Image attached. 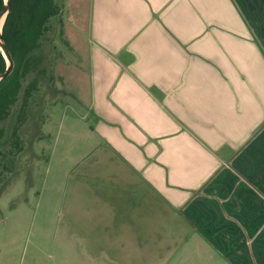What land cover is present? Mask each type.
<instances>
[{"label": "crops", "instance_id": "obj_1", "mask_svg": "<svg viewBox=\"0 0 264 264\" xmlns=\"http://www.w3.org/2000/svg\"><path fill=\"white\" fill-rule=\"evenodd\" d=\"M89 6L93 132L170 208L193 257L264 264V0ZM147 219L122 231L140 264Z\"/></svg>", "mask_w": 264, "mask_h": 264}, {"label": "rangeland", "instance_id": "obj_2", "mask_svg": "<svg viewBox=\"0 0 264 264\" xmlns=\"http://www.w3.org/2000/svg\"><path fill=\"white\" fill-rule=\"evenodd\" d=\"M89 1L55 0L61 13L52 20L38 54L40 83L28 101L20 149L13 151L9 137L19 100L3 123L0 264H140L137 256L122 252V231L131 223L133 232H141L138 225L147 218L148 226H142H147L151 252L146 264H217L206 253L193 257L189 243H181L183 226L176 227L170 208L93 132L94 118L88 113ZM114 185L131 187L110 191ZM104 200L118 201L122 208L132 203L133 216L120 219L122 210L111 211Z\"/></svg>", "mask_w": 264, "mask_h": 264}, {"label": "trees", "instance_id": "obj_3", "mask_svg": "<svg viewBox=\"0 0 264 264\" xmlns=\"http://www.w3.org/2000/svg\"><path fill=\"white\" fill-rule=\"evenodd\" d=\"M4 0H0V12ZM61 10L55 0H12L11 10L5 16L1 36L13 61L12 71L0 81V140L4 137L3 123L10 117L11 108L19 100L15 124L9 135L13 151L20 149V129L27 118L28 101L40 83L37 74L42 59L44 39L52 28V20ZM0 53V74L6 69ZM29 76L32 78L29 79Z\"/></svg>", "mask_w": 264, "mask_h": 264}, {"label": "water", "instance_id": "obj_4", "mask_svg": "<svg viewBox=\"0 0 264 264\" xmlns=\"http://www.w3.org/2000/svg\"><path fill=\"white\" fill-rule=\"evenodd\" d=\"M11 6H12V0H4V6L0 12V53L4 57V59L7 63L5 71L0 74V81L9 76V74L12 71V67H13V61H12L11 56L9 55V53L6 49V46H5L3 39H2V36H1V30H2V26L4 23L5 16L7 15V13L10 12Z\"/></svg>", "mask_w": 264, "mask_h": 264}, {"label": "flooded vegetation", "instance_id": "obj_5", "mask_svg": "<svg viewBox=\"0 0 264 264\" xmlns=\"http://www.w3.org/2000/svg\"><path fill=\"white\" fill-rule=\"evenodd\" d=\"M128 171V170H127ZM129 172V171H128ZM117 187L116 189H113V187ZM113 187H112V189L110 190V191H113V190H115V191H118V192H120V191H122L123 190V192H126V190L128 189L127 187H131V185L130 186H128V185H121V186H117V185H114ZM102 201V200H101ZM105 201V200H104ZM108 201H105V204L107 203ZM118 201H116V202H113V203H111V202H108L109 204H110V210L111 211H118V212H121V210H122V212L120 213V219L122 218H126V219H130V217H128V216H133L132 215V213H133V211H132V203L129 205V208L128 207H126V208H122V207H120V206H118L116 203H117ZM106 205H108V204H106ZM137 207L139 206V207H141V206H144V203H139V202H136V204H135ZM135 205H134V208H135ZM134 212H135V214H136V210L134 209ZM146 212H147V210H146ZM122 214V215H121ZM117 218H119V217H117ZM119 219V220H120ZM123 225H125V224H128V223H122ZM131 224V223H130ZM132 226L134 225V224H131ZM130 225V226H131ZM132 228V227H131ZM162 235V234H161ZM163 236V235H162Z\"/></svg>", "mask_w": 264, "mask_h": 264}]
</instances>
